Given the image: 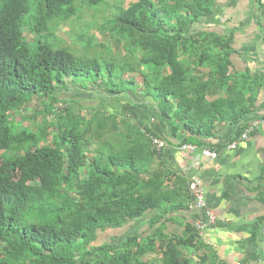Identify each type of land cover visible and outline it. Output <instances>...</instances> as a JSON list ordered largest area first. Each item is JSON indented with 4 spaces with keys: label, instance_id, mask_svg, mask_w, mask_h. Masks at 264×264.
I'll use <instances>...</instances> for the list:
<instances>
[{
    "label": "trees",
    "instance_id": "16d2710c",
    "mask_svg": "<svg viewBox=\"0 0 264 264\" xmlns=\"http://www.w3.org/2000/svg\"><path fill=\"white\" fill-rule=\"evenodd\" d=\"M76 1L0 0V264H153L144 260L150 253L162 254L161 264H193L175 243L159 244L158 234L103 243L110 230L150 212L189 210L192 190L185 187L182 198L172 191V171L151 139L160 137L148 127L96 107L72 109L65 99L69 82L86 95L104 93V100L129 96L126 86L136 95L142 88L163 125L179 133L177 122L192 136H215L220 114L221 123L229 120V102L208 97L213 90L228 89L231 98L239 92L234 39L191 34L215 15L214 0H129L108 22L109 37L124 53L117 61L104 64L89 52L78 57L58 48L59 41L28 42L26 29L52 40L59 24L78 17ZM189 53L190 65L181 60ZM207 64L210 73L197 76L194 65ZM36 101L48 104L44 121L35 114L29 126L16 122ZM200 240L190 228L179 244L202 250Z\"/></svg>",
    "mask_w": 264,
    "mask_h": 264
},
{
    "label": "crops",
    "instance_id": "0c3cea01",
    "mask_svg": "<svg viewBox=\"0 0 264 264\" xmlns=\"http://www.w3.org/2000/svg\"><path fill=\"white\" fill-rule=\"evenodd\" d=\"M264 0H214L215 15L202 24L194 25L191 34H217L234 39L232 62L239 82V92L231 98L229 90L215 92L208 101H227L230 111L229 120H223L220 114L214 125L215 136H192L184 130L182 124L174 122L175 132L161 123L159 110L153 100L146 98L140 88L133 107L121 104L116 113H122L136 125L146 126L168 143L162 150L165 168L172 171V191L178 190L177 198H182L185 187L199 179L207 191L208 204L215 209L220 224L208 228L201 244L202 250L195 247H183L179 242L186 238L190 228L204 220L200 212L190 209L164 214V210L150 212L145 218L110 230L104 236L103 243L120 245L129 237L141 236L148 239L158 234L159 244L175 243L180 251L188 255L193 264H264V129L249 140L241 141L242 132L253 122L264 119ZM186 64L194 63L189 53L181 58ZM196 75L210 73L209 65L198 68ZM117 99V98H116ZM147 102H150L148 104ZM252 109L250 115L239 123L234 119L246 109ZM105 110H113L105 106ZM111 114L115 111H110ZM177 134V135H176ZM189 139L188 143H185ZM239 142L236 149H230L232 143ZM185 145L197 146L198 150H185ZM209 148L219 153V157L207 158L203 149ZM181 190V191H180ZM187 198V195L184 196ZM180 201V200H178ZM145 261L161 264L163 255L150 253Z\"/></svg>",
    "mask_w": 264,
    "mask_h": 264
},
{
    "label": "rangeland",
    "instance_id": "374dc122",
    "mask_svg": "<svg viewBox=\"0 0 264 264\" xmlns=\"http://www.w3.org/2000/svg\"><path fill=\"white\" fill-rule=\"evenodd\" d=\"M130 4L131 1L129 0H101L99 4L90 6L89 0H77L76 6L78 7L80 12L78 17H76L69 23L59 24V27L57 28L54 27L55 36L52 38V40L47 38L45 35L40 37H37V35H32L29 33V29H26V38L28 42L32 44L35 39L49 43H53V41H59L56 42L58 48H66L72 54H75L78 57L88 54L89 52V58L91 55L92 57L94 56L99 58L101 60V63L108 64L112 61H117V59L120 57L119 55L124 54L123 52H120L115 39L109 37L108 34L110 31V27L108 26V22H111L113 17L115 15L117 16L120 11L127 10ZM33 16L34 13H31L27 17L26 23H29L33 19ZM81 36L82 38H84V40L82 41L80 39ZM91 40L92 50H89V42ZM107 49H109V51H105ZM120 71L121 69H118L117 73ZM137 77L138 75L130 76L128 74L125 76V78L128 80L136 79ZM69 86L71 89V93L67 95L70 98H66L65 101L66 103L70 104L69 106L72 109L75 108V110H78L80 108L91 109L96 107V112H102L104 111V107L108 106L112 107L113 110H105L104 112L111 114L110 111H115L112 114L122 115V113H116V106L121 104L123 108L126 106L133 107L135 105V101H137V99L133 97H131V100L129 96L111 100H104L103 97H100L101 95H105L104 93H101L100 96H98L96 93L86 95L85 93L78 92V89L76 88L77 86L71 85L70 82ZM124 90L126 95H136V93H134L135 88L133 86H126ZM75 100L77 102L81 101L83 103V107L80 106L78 108L75 104ZM147 103L150 104V102ZM47 105V103L44 104V102L42 101H36L32 105L28 106L27 111L24 113V116H16V122L21 123L25 126H29L32 124V121H30L29 118L36 114L38 115L37 122L41 124V122L44 121L47 116L45 112ZM84 113L86 115L90 114L87 110H85ZM48 120L52 121V118L48 117ZM131 123L133 124V122Z\"/></svg>",
    "mask_w": 264,
    "mask_h": 264
},
{
    "label": "built area",
    "instance_id": "2783aa9c",
    "mask_svg": "<svg viewBox=\"0 0 264 264\" xmlns=\"http://www.w3.org/2000/svg\"><path fill=\"white\" fill-rule=\"evenodd\" d=\"M261 129H264V119H259L252 124H250L247 129L243 132L240 140L246 141L249 140L252 136H254L257 132ZM153 144L157 148V150L162 151L166 147H168V143L164 140L159 138H153ZM239 146V142L232 143L230 149H236ZM185 150H198L199 148L194 145H185L183 147ZM203 154L207 158H218L219 153L209 148L203 149ZM190 188L194 193V203L191 206V211L200 212L205 217L204 220H200L196 223V230L200 237H203L204 232L210 228L215 227L220 224V218L216 213L215 209H213L207 200V191L205 186L199 179H195L190 184Z\"/></svg>",
    "mask_w": 264,
    "mask_h": 264
},
{
    "label": "clouds",
    "instance_id": "9594fccd",
    "mask_svg": "<svg viewBox=\"0 0 264 264\" xmlns=\"http://www.w3.org/2000/svg\"><path fill=\"white\" fill-rule=\"evenodd\" d=\"M153 138H158V137H152L151 139H153ZM152 142H153V140H152ZM154 145V144H153ZM155 147V146H154ZM156 148V147H155ZM157 149V148H156Z\"/></svg>",
    "mask_w": 264,
    "mask_h": 264
}]
</instances>
